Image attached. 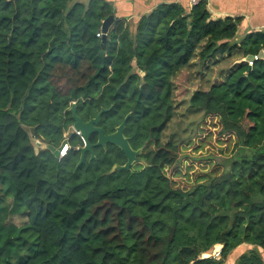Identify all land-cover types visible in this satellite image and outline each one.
I'll list each match as a JSON object with an SVG mask.
<instances>
[{
	"label": "trees",
	"instance_id": "trees-1",
	"mask_svg": "<svg viewBox=\"0 0 264 264\" xmlns=\"http://www.w3.org/2000/svg\"><path fill=\"white\" fill-rule=\"evenodd\" d=\"M238 22L212 20L204 0L131 23L106 0H0V264H227L233 254V264H264V58L188 99L232 143L223 171L177 187L167 172L182 147L161 139L181 70L264 50V30L235 42ZM72 103L83 122L109 109L105 135L128 115L124 136L140 151L128 171L111 173L126 160L111 144L75 170ZM64 134L69 149L55 158L48 146ZM21 215L26 224L10 221ZM216 246L218 259L201 258Z\"/></svg>",
	"mask_w": 264,
	"mask_h": 264
},
{
	"label": "rangeland",
	"instance_id": "rangeland-1",
	"mask_svg": "<svg viewBox=\"0 0 264 264\" xmlns=\"http://www.w3.org/2000/svg\"><path fill=\"white\" fill-rule=\"evenodd\" d=\"M86 3L88 0H78ZM236 58L217 57L214 62L201 66L194 59L192 64L181 70L173 79L172 100L174 115L162 133V143L176 142L181 144L183 159L178 172L168 171L167 176L177 187L188 190L196 184L197 178L213 169L223 171L229 158L232 143L227 137L218 136L217 120L208 117L201 121L202 113L189 108L188 99L194 91L207 90L211 85L221 82ZM199 124V127L196 125ZM65 135V134H64ZM68 136V135H66ZM67 138V137H66ZM190 140V144L186 141ZM36 151L43 149L34 147ZM10 221L16 226L26 224V216H14ZM218 249V247H217ZM235 254L230 256L227 264H233Z\"/></svg>",
	"mask_w": 264,
	"mask_h": 264
},
{
	"label": "crops",
	"instance_id": "crops-1",
	"mask_svg": "<svg viewBox=\"0 0 264 264\" xmlns=\"http://www.w3.org/2000/svg\"><path fill=\"white\" fill-rule=\"evenodd\" d=\"M114 9V16L135 22L142 15L159 5L178 4L189 9L190 0H106ZM212 20L233 18L239 19L235 42L239 43L247 34L264 30V0H204ZM234 53H238L235 51ZM264 53V50H263ZM225 57V56H224ZM236 58L233 66L245 62L239 54L226 56ZM223 58V57H219ZM232 68V65H231ZM230 69V67H229Z\"/></svg>",
	"mask_w": 264,
	"mask_h": 264
},
{
	"label": "water",
	"instance_id": "water-1",
	"mask_svg": "<svg viewBox=\"0 0 264 264\" xmlns=\"http://www.w3.org/2000/svg\"><path fill=\"white\" fill-rule=\"evenodd\" d=\"M113 21V17H109L102 26V33L103 37H105V33L107 32V29L111 25ZM103 55V52H102ZM257 59H263L264 53L263 51H260L259 54L256 56ZM254 56H247L245 57V62H251L253 61ZM76 104L72 103L69 112L71 113V118L73 120V124L71 126L72 131L75 135L80 136L82 139V146L78 148V151L80 153L79 161L75 167V170L83 163L85 155H90V160L94 158L93 154V148L94 147H105L106 144H111L117 147L121 153L125 157V163L123 165H115L111 169V173L114 171H128L130 167L136 162L138 155L140 154V151L133 150L128 142V139L124 136V128L125 124L128 118V115L123 119V121L118 125L114 132L111 134L105 135L103 130L98 127L99 120L101 118V115L106 113L108 110L102 109L99 111V113L94 117L90 118L87 122H83L81 118H79L76 115L75 112ZM96 135V143L91 144L89 142L91 135ZM65 145V141H62V143L58 147H52L48 146V149L52 152L53 156L55 158H59V153L62 150L63 146Z\"/></svg>",
	"mask_w": 264,
	"mask_h": 264
},
{
	"label": "built area",
	"instance_id": "built-area-1",
	"mask_svg": "<svg viewBox=\"0 0 264 264\" xmlns=\"http://www.w3.org/2000/svg\"><path fill=\"white\" fill-rule=\"evenodd\" d=\"M200 1L201 0H190L189 1V5H190V7H193V6L197 5ZM255 60H257L256 56H254V58H253V61H255ZM253 61L247 62L248 65L251 66ZM64 137H65V140H64L65 141V145L63 146L62 150L59 153V158L64 157L66 155L68 149H69V144L67 142L68 139L66 138V134L64 135ZM81 141H82V139H81ZM34 144H35L36 147H41V144H40V142L38 140H34ZM217 247H218V249H217ZM219 253H220V246H216L211 253L204 254V255L201 256V258L212 257V258L218 259L219 258Z\"/></svg>",
	"mask_w": 264,
	"mask_h": 264
},
{
	"label": "flooded vegetation",
	"instance_id": "flooded-vegetation-1",
	"mask_svg": "<svg viewBox=\"0 0 264 264\" xmlns=\"http://www.w3.org/2000/svg\"><path fill=\"white\" fill-rule=\"evenodd\" d=\"M86 156H87V154L85 155V158H86ZM85 158H84V159H85Z\"/></svg>",
	"mask_w": 264,
	"mask_h": 264
}]
</instances>
